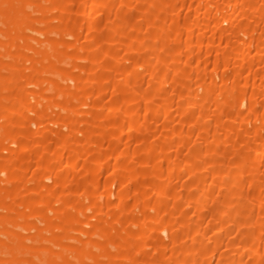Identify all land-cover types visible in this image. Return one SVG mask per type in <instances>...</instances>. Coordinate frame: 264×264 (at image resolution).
<instances>
[{
  "label": "bare ground",
  "instance_id": "6f19581e",
  "mask_svg": "<svg viewBox=\"0 0 264 264\" xmlns=\"http://www.w3.org/2000/svg\"><path fill=\"white\" fill-rule=\"evenodd\" d=\"M0 264H264V0H0Z\"/></svg>",
  "mask_w": 264,
  "mask_h": 264
}]
</instances>
